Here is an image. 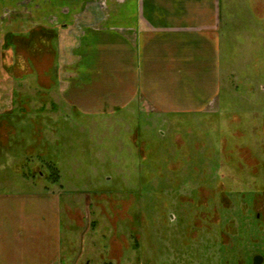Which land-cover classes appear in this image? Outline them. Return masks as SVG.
Instances as JSON below:
<instances>
[{
  "label": "rangeland",
  "instance_id": "1",
  "mask_svg": "<svg viewBox=\"0 0 264 264\" xmlns=\"http://www.w3.org/2000/svg\"><path fill=\"white\" fill-rule=\"evenodd\" d=\"M257 1L221 0L230 23L222 31L219 93H199L191 81L205 69L194 50L184 65L163 68L165 81L122 83L133 98L116 111L68 108L61 88L94 83L81 77V62L67 76L55 51L17 82L15 111L0 117V191L62 192L64 264H254L264 257V3ZM83 52L72 57L93 53ZM94 56L112 71L113 56ZM104 86L111 97L114 84ZM201 94L208 106L186 107Z\"/></svg>",
  "mask_w": 264,
  "mask_h": 264
},
{
  "label": "crops",
  "instance_id": "2",
  "mask_svg": "<svg viewBox=\"0 0 264 264\" xmlns=\"http://www.w3.org/2000/svg\"><path fill=\"white\" fill-rule=\"evenodd\" d=\"M257 2L262 7L264 0ZM229 23L221 0H0V117L15 111L16 84L27 77L26 70L46 66L52 51L56 53L55 66L67 63V76L75 77L74 64L81 62V77L94 83L57 92L71 110L91 114L106 112L107 108L116 111L133 98L132 92L122 90V83L165 81L169 71L163 68L178 66L191 50L196 51L197 66L205 68L191 81L198 84L202 90L199 93H207L209 87L211 92L219 93L223 80L222 31L228 29ZM78 49L83 53L92 51V56L75 61L73 50ZM27 51L33 53L34 63L25 57ZM98 51H105L108 60L113 56V72L106 70L111 65L104 58L94 56ZM119 51H139V57L127 58L121 52L118 57ZM136 67L144 74L134 73L132 69ZM62 81L61 73L58 83ZM42 82L39 75L40 87ZM104 82L115 86L110 90L111 97L106 95ZM203 82L210 85L203 86ZM199 97L196 107H186L197 112V108L208 106L205 103L210 97L196 96ZM108 98L111 99L107 101ZM62 195L48 188L0 191V264H64Z\"/></svg>",
  "mask_w": 264,
  "mask_h": 264
},
{
  "label": "water",
  "instance_id": "3",
  "mask_svg": "<svg viewBox=\"0 0 264 264\" xmlns=\"http://www.w3.org/2000/svg\"><path fill=\"white\" fill-rule=\"evenodd\" d=\"M259 259V260H258ZM262 257H257L256 258V261H255V264H261V262H262Z\"/></svg>",
  "mask_w": 264,
  "mask_h": 264
},
{
  "label": "flooded vegetation",
  "instance_id": "4",
  "mask_svg": "<svg viewBox=\"0 0 264 264\" xmlns=\"http://www.w3.org/2000/svg\"><path fill=\"white\" fill-rule=\"evenodd\" d=\"M258 218H260V215H258ZM258 257H261V256H258ZM257 258V257H256ZM263 259H262V262H261V264H264V257H262ZM259 260V259H258ZM255 261H256V259H255ZM255 261H254V264H255Z\"/></svg>",
  "mask_w": 264,
  "mask_h": 264
}]
</instances>
